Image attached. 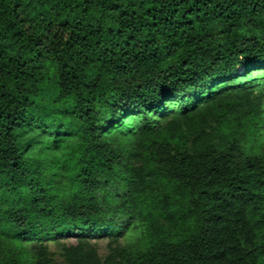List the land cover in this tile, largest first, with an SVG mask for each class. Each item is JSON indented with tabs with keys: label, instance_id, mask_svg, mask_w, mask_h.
Segmentation results:
<instances>
[{
	"label": "trees",
	"instance_id": "obj_1",
	"mask_svg": "<svg viewBox=\"0 0 264 264\" xmlns=\"http://www.w3.org/2000/svg\"><path fill=\"white\" fill-rule=\"evenodd\" d=\"M52 246L264 264V0H0V264Z\"/></svg>",
	"mask_w": 264,
	"mask_h": 264
},
{
	"label": "rangeland",
	"instance_id": "obj_2",
	"mask_svg": "<svg viewBox=\"0 0 264 264\" xmlns=\"http://www.w3.org/2000/svg\"><path fill=\"white\" fill-rule=\"evenodd\" d=\"M135 234V232H133ZM137 234V232H136ZM97 248L101 254L105 253L106 250V240H98L96 241ZM52 251L54 252V262L53 264H64L62 258L56 252V249L52 246Z\"/></svg>",
	"mask_w": 264,
	"mask_h": 264
}]
</instances>
